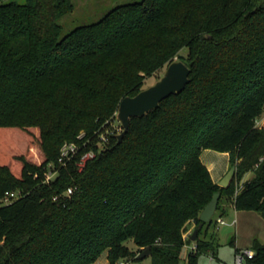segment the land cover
<instances>
[{
  "label": "trees",
  "instance_id": "obj_1",
  "mask_svg": "<svg viewBox=\"0 0 264 264\" xmlns=\"http://www.w3.org/2000/svg\"><path fill=\"white\" fill-rule=\"evenodd\" d=\"M73 11V0H0V199L20 193L0 205V264H93L105 251L120 264L146 248L152 264H180L190 222L186 263L214 257L199 216L215 193L237 211H264V0H141L62 37ZM175 58L190 69L185 89L131 118L121 142L109 135L120 102ZM65 143L79 152L61 166ZM204 150L236 165L227 188ZM251 250L245 264H264V244Z\"/></svg>",
  "mask_w": 264,
  "mask_h": 264
},
{
  "label": "crops",
  "instance_id": "obj_2",
  "mask_svg": "<svg viewBox=\"0 0 264 264\" xmlns=\"http://www.w3.org/2000/svg\"><path fill=\"white\" fill-rule=\"evenodd\" d=\"M256 127L258 129H264V113L262 116L256 121ZM201 160L202 163L206 166L208 171L210 172V175L212 177V180L214 183L219 184V182L222 180V178L227 174L229 169L231 168L230 166V157L228 153H220L212 150H204L201 154ZM253 177V172L247 173L242 182L244 183L246 181H249ZM222 198L219 201V210L217 209L215 214L218 213V219H222L225 221V224H218L217 220L214 224L215 230L217 232L209 229L208 232L204 231L199 234V237L201 236V239H206V240H213L219 248L216 250L214 257L209 256V255H202V258L204 262H207L208 264H213L215 262H219L218 257H217V251L220 250L221 247V242L224 240L228 239V235H224L221 237L219 235V231L221 230V227H226V228H234L235 229V235L236 238L232 240L233 244V251H232V257H231V262L233 264L236 250H242V249H251L253 241L258 239L262 244H264V219L261 218L260 213L254 212V211H237L234 209V207L231 205V202L227 200L226 198L223 200L221 203ZM250 224L256 225V228L258 230L257 232L250 233ZM187 230L184 235V237H189L192 236L193 232L197 229V225L194 222L188 223L186 226ZM246 232L249 233L248 240H244L241 235L246 236ZM191 239V238H190ZM223 241H221V240ZM196 246L195 242L192 241L191 243H187L185 246L186 250L189 249H194ZM108 252L99 259L93 263V264H108ZM128 264V263H127ZM226 264V263H223Z\"/></svg>",
  "mask_w": 264,
  "mask_h": 264
},
{
  "label": "water",
  "instance_id": "obj_3",
  "mask_svg": "<svg viewBox=\"0 0 264 264\" xmlns=\"http://www.w3.org/2000/svg\"><path fill=\"white\" fill-rule=\"evenodd\" d=\"M189 75V67L180 59L175 58L168 64L163 76L156 81L154 85L141 90L134 97H125L120 102L116 114V121L122 129V132L117 135L118 141L121 142L128 132L131 118L143 117L157 109L163 100L172 95L180 94L190 82ZM235 173L236 165H233L218 185L227 188L233 180ZM219 199L220 193H215L211 201L204 207L199 216V219L202 222L199 225V228H202L203 224H209L211 222L217 210ZM260 216L264 219V211L260 213ZM197 235L198 231L195 230L191 236V241H195ZM149 256L150 249L146 248L139 253L137 259L142 260Z\"/></svg>",
  "mask_w": 264,
  "mask_h": 264
},
{
  "label": "rangeland",
  "instance_id": "obj_4",
  "mask_svg": "<svg viewBox=\"0 0 264 264\" xmlns=\"http://www.w3.org/2000/svg\"><path fill=\"white\" fill-rule=\"evenodd\" d=\"M5 2H17V3H23L24 0H4ZM141 0H73L74 4V11L71 14H68L64 17H62L59 21L60 25L62 26V34L61 36H65L75 28H78L80 26L92 24L95 22H98L100 19H102L107 13H109L112 9L122 6V5H127V4H132L139 2ZM188 54V50L184 48L179 55L186 57ZM166 67L162 69L160 72H158L155 76L150 77L146 80L144 89L154 85L156 81H158L162 76L165 71ZM118 123L116 122L115 127H117ZM17 192V191H16ZM225 197L222 198L221 203ZM228 200V199H227ZM219 210V208H218ZM219 213V212H218ZM218 213H216L210 224H211V230L212 232L215 230L214 224L218 218ZM250 233H253L254 231L258 233V230L256 228V225L250 224ZM221 230L218 232L221 237L224 235H228L227 240H221V247L220 250L217 251V257L219 262H215L213 264H232L231 262V253L233 251V246L231 245L232 240L236 238L235 235V229L234 228H226V227H221ZM246 236L241 235L244 240H248V237L250 236L248 232H246ZM225 237V236H224ZM201 239V236L199 237ZM132 249H134L133 244H129ZM186 250L185 248L183 249L181 253V259H180V264H187L186 259H187V252L190 251ZM102 253V255H104ZM101 255V256H102ZM100 256V257H101ZM108 259V256H107ZM128 264H152V260L150 257H146L142 260H139L137 262H128ZM198 264H208L207 262H204L202 256L199 257ZM234 264V262H233Z\"/></svg>",
  "mask_w": 264,
  "mask_h": 264
},
{
  "label": "built area",
  "instance_id": "obj_5",
  "mask_svg": "<svg viewBox=\"0 0 264 264\" xmlns=\"http://www.w3.org/2000/svg\"><path fill=\"white\" fill-rule=\"evenodd\" d=\"M117 122V121H116ZM115 122V124H116ZM118 123V122H117ZM113 127V129L108 133L109 135H113L114 133L120 134L122 132V129L119 125ZM81 137V136H80ZM104 143H108L109 141V136L104 135L102 138ZM79 152V146L76 143H65L61 148H60V153L58 157V165L65 166L68 162H71L75 159L76 155ZM95 153L93 151H88L82 154L79 158V160L76 162V166L79 172H82L86 164L93 160L95 158ZM49 171L47 172L46 175V182H49L50 179H52L55 174V167L52 166L51 164L48 165ZM241 189V188H240ZM237 192H239V190ZM73 194V189L68 188L67 192L65 193L66 196L70 197ZM20 196V193L17 191H11V192H5L4 196L2 199H0V205H8L11 204L12 202L16 201ZM59 199L58 196L54 197V201H57ZM218 224H225V221L222 219L217 220ZM196 247V246H195ZM194 249L192 250H195ZM254 257V251L251 249H242L238 253L235 254L234 258V264H245L247 259H252ZM120 264H127V263H120Z\"/></svg>",
  "mask_w": 264,
  "mask_h": 264
}]
</instances>
